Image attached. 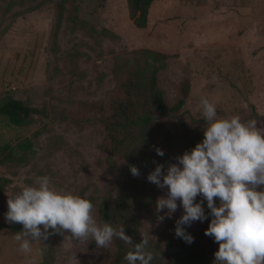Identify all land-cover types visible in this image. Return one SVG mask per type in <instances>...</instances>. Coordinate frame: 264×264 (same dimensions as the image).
<instances>
[{
	"label": "rangeland",
	"instance_id": "374dc122",
	"mask_svg": "<svg viewBox=\"0 0 264 264\" xmlns=\"http://www.w3.org/2000/svg\"><path fill=\"white\" fill-rule=\"evenodd\" d=\"M7 2L0 0V102L13 97L36 110L24 125L0 114V148L8 143L12 149L0 161V219L9 197L47 175L54 188L89 198L102 222L101 196L122 192L126 178L110 166L105 122L111 100L124 97L120 82L132 63L166 62L157 85L169 105L187 93L179 112L157 114L165 126L183 122L204 133L200 100L207 97L219 117L256 119L264 128V0H153L141 28L129 18L126 0H69L56 35L54 2L5 11ZM145 49L166 58L154 60ZM22 141L29 147H18ZM152 170L135 177L154 194L155 211L166 189L147 179ZM139 212L138 236L156 240L169 227L174 231L183 208L163 221L156 212L153 220ZM186 227L199 238L197 221ZM15 233L0 228V264H111L116 251L113 241L97 247L91 237L73 239L65 230L34 242L26 255ZM200 241L207 255L214 249V261L218 243Z\"/></svg>",
	"mask_w": 264,
	"mask_h": 264
},
{
	"label": "clouds",
	"instance_id": "9594fccd",
	"mask_svg": "<svg viewBox=\"0 0 264 264\" xmlns=\"http://www.w3.org/2000/svg\"><path fill=\"white\" fill-rule=\"evenodd\" d=\"M200 110L207 122L202 140L178 155L176 162H169L167 167L157 162L147 174L150 182L166 189V195L156 200L157 220L171 217L182 206L174 232L192 243L194 236L185 226L204 221L210 214L205 235L218 242L213 264H264V128L257 127L256 119L219 117L217 105L207 97L201 98ZM155 151L164 155L160 147ZM129 168L132 175L140 174L135 164ZM197 196L203 199L197 200ZM205 200L210 213L205 211ZM7 204L5 220L22 224L15 240L26 255L33 252L34 242L68 230L73 239L91 237L97 247L110 245L114 237L121 239L132 246L124 255L127 264L153 261L148 233L135 242L124 226L98 223L89 198L54 188L47 175L24 185ZM39 251L43 254V249Z\"/></svg>",
	"mask_w": 264,
	"mask_h": 264
},
{
	"label": "trees",
	"instance_id": "16d2710c",
	"mask_svg": "<svg viewBox=\"0 0 264 264\" xmlns=\"http://www.w3.org/2000/svg\"><path fill=\"white\" fill-rule=\"evenodd\" d=\"M4 10H9L13 5H21L28 10L38 8L44 2H54L57 13L55 35L61 24L65 5L69 0H7ZM153 0H126L129 18L136 27H145L148 20V12ZM145 55L161 61L166 58L165 54L152 50H143ZM166 62H138L132 63L126 77L120 82V88L124 92L123 98L111 100V111L105 122L108 148L111 154L110 166L119 176L126 177L122 180V192L113 194L106 191L97 206L100 220L110 222L114 227L124 226L125 232L132 236L135 242L142 237L138 236V223L140 212L150 220L156 217L152 207L154 194L144 186H138V179L131 174L129 165L135 164L140 169V174L146 170L154 169L157 162L163 163L165 167L173 162L178 154L190 150L196 142L202 140L204 133L188 127L185 123H172L165 126L158 121L157 114L173 115L179 112L186 97V92L175 104L169 105L164 97L162 89L157 85V73L163 69ZM36 110L20 99L9 97L0 102V114L14 125H24L31 120L32 113ZM29 141L17 144L21 149L29 147ZM155 147H162L164 155L158 157ZM11 148L5 143L0 148V161L10 157ZM114 158L122 160L116 162ZM123 158L125 163L123 165ZM139 174V175H140ZM138 190L137 192H134ZM197 200L203 199L197 196ZM217 204L219 201H216ZM205 211L210 213L204 201ZM211 215L204 221L197 220L199 238L194 236L192 243L185 242L175 235L169 227L163 239L153 240L149 238V250L154 253L151 264H213L211 253L213 248L203 246L204 241L218 243L211 236L205 235ZM20 223H8L5 215L0 219V228L18 232L22 229ZM113 242L116 251L111 264H127L124 260L125 253L132 247L119 238L114 237ZM218 245V244H217Z\"/></svg>",
	"mask_w": 264,
	"mask_h": 264
}]
</instances>
